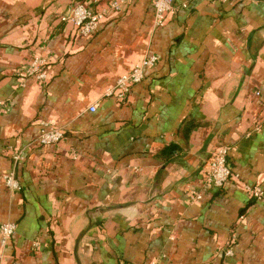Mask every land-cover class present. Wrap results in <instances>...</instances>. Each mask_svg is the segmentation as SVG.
<instances>
[{
	"label": "crops",
	"instance_id": "1",
	"mask_svg": "<svg viewBox=\"0 0 264 264\" xmlns=\"http://www.w3.org/2000/svg\"><path fill=\"white\" fill-rule=\"evenodd\" d=\"M111 2L0 0V264H264V4L174 0L158 27L152 0ZM78 3L106 9L91 36L61 20ZM150 54L126 100L104 96ZM37 56L47 78L21 80ZM222 145L233 174L205 187Z\"/></svg>",
	"mask_w": 264,
	"mask_h": 264
},
{
	"label": "built area",
	"instance_id": "2",
	"mask_svg": "<svg viewBox=\"0 0 264 264\" xmlns=\"http://www.w3.org/2000/svg\"><path fill=\"white\" fill-rule=\"evenodd\" d=\"M230 3L241 2L243 0H222ZM255 3H263L264 0H250ZM133 0H112L110 6L112 9H123L132 4ZM155 11V24L160 27L166 22L167 16L176 8L174 0H152ZM106 12L105 8L92 10L87 8L81 3L76 4L71 8L67 15L61 17L64 22L72 23L79 34L83 36L93 35L97 28L99 21L104 17ZM158 56L150 54L144 57L137 63L129 72L122 74L116 82L105 89V97H114L120 101L127 99L132 87L144 79L145 71L156 65ZM45 61L41 57H35L28 66L22 71L21 80H25L28 76H35L40 81L47 78L44 68ZM99 101L92 103L89 106V111H96ZM64 136L63 127L48 120L40 122V133L38 141L41 144H57ZM229 146L222 145L214 150L211 156L206 161L204 169L203 184L205 187H213L215 189H222L233 174V170L229 165ZM24 156L22 151L15 152L12 155L13 168L5 176V184L11 190H19L21 188L20 181L18 180L15 172V167L23 160ZM248 192L254 200H260L264 196V191L259 185L248 186ZM193 197L200 199L201 193L197 190L193 191ZM241 218V217H240ZM16 224L13 222H5L0 225V233L2 235L3 244L15 233ZM235 242V235L226 242L223 247L225 257L232 256L234 253L233 244Z\"/></svg>",
	"mask_w": 264,
	"mask_h": 264
},
{
	"label": "trees",
	"instance_id": "3",
	"mask_svg": "<svg viewBox=\"0 0 264 264\" xmlns=\"http://www.w3.org/2000/svg\"><path fill=\"white\" fill-rule=\"evenodd\" d=\"M174 148H175V146L170 145V146L168 147V151H171V150H173Z\"/></svg>",
	"mask_w": 264,
	"mask_h": 264
}]
</instances>
